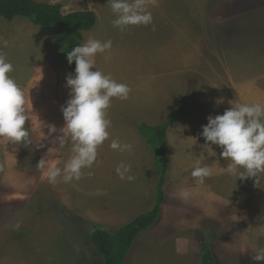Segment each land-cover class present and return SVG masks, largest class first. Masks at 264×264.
Wrapping results in <instances>:
<instances>
[{"label":"rangeland","instance_id":"obj_1","mask_svg":"<svg viewBox=\"0 0 264 264\" xmlns=\"http://www.w3.org/2000/svg\"><path fill=\"white\" fill-rule=\"evenodd\" d=\"M38 1L61 3L64 13L93 10L105 20L102 21L99 16L91 30L98 33L96 40H111L112 48L104 53H97L95 63L99 70L105 75L110 74L118 83L125 78V82L134 85L137 83L135 77L139 75L144 80L152 78L148 68L152 61L157 63V59L177 60L172 67L166 63L155 64L162 70L161 74L170 72L171 80L178 82L177 86L173 84L170 90L167 89L168 92L172 91L169 93V100L165 99V96L168 98V92L164 88L166 83L170 84V76L159 75L153 83L142 79L137 85L142 84L143 90H151L154 83H160L164 87L153 93L168 109L164 107V111L154 114L155 121L150 116L144 118L131 115L128 112V101L119 98H112L107 109L111 126L120 127L119 133L112 140L124 138L125 135L121 134L126 130L132 141L138 144V152L145 146L144 154L141 152L140 155H154L138 130L142 122L162 124L184 102L194 103L200 111L202 107H216L214 100H218L217 96H213V100L205 97L207 91L203 87L202 90L199 87L194 94L190 89L197 86V82L205 76L210 78V82L215 80L216 84H220L223 93L221 100L228 103L249 99L247 87L241 85L245 83L242 78L254 75L257 78L253 84L257 85L253 86L258 88L262 85L264 0H182L183 8H175L176 0H153V23L148 26H129L123 32L118 27L109 25L116 16L107 7L110 6L107 4L108 0ZM255 6L258 8L257 23H254V29L251 30L252 23L246 20L255 15H250L247 11ZM161 8L165 14L161 13ZM61 34L59 28L44 29L29 18L16 17L9 21L0 16V53L13 64L14 70L9 75L26 95L27 92L30 94L29 100L26 97L29 120L26 121L25 128L29 132L28 140L32 142L29 143L32 155H6L0 151V264H104L103 257L91 241L94 224H101L112 231L115 226L125 224L99 223L90 215L94 209H102L97 204L103 206V195L91 192L96 184L102 185L105 180L104 163L110 156L106 155V151L112 149L106 146L111 142L110 136L105 144L98 147L100 153L90 168L91 171L99 170L96 171L94 180L97 182L92 186L87 185L88 180L77 186L76 182L65 183L60 177L52 184L47 175L37 169L36 164L43 158L42 142L50 136L47 125L56 119L45 110L55 111L56 105L64 106L70 98V89L66 87V77L69 75L66 57L54 48V41ZM83 37V44L93 39L90 32L84 33ZM128 42L133 46L127 47ZM159 46L163 48L159 49ZM125 57L128 60H124V70L122 61ZM217 61L223 64L222 67ZM237 68L236 75L240 78L232 81L233 72ZM122 71H128L125 77H122ZM138 90L142 93L141 88ZM131 93L132 91L128 96ZM136 105L131 102L129 108ZM144 105L145 102H140L138 108ZM156 107L157 110L160 109L159 104ZM186 109L187 113L184 114L185 110L182 115H191L195 111L190 105ZM165 111L167 114L164 115ZM182 118L184 116L180 119ZM122 120L126 121V126ZM121 121L122 126H119ZM135 149L134 146L132 155H139L135 153ZM55 157L56 155H45L47 162H54ZM132 159L136 160V157L132 156ZM118 160L120 162L122 159ZM64 162L67 163L65 157L59 168H64ZM154 162L157 164V159ZM153 166L151 172L155 168ZM184 178L180 177L179 182ZM223 179L227 180V184L231 180L235 182L236 188L224 192L225 196H231L232 206H214L217 200L223 203L221 191L213 198L220 199L211 201L205 207H200V201L195 196L189 199L192 200L190 208H181L183 201L180 199L177 200L179 207L175 200L170 199L163 215L162 209L160 219L135 239L127 255V263L201 264V246L205 240L212 244L216 264H264L252 259L257 250L264 249V180L261 181L262 188H257L253 179V184L249 186L245 184L246 180H238L236 176L226 175ZM194 217L199 219V225L193 223Z\"/></svg>","mask_w":264,"mask_h":264},{"label":"clouds","instance_id":"obj_2","mask_svg":"<svg viewBox=\"0 0 264 264\" xmlns=\"http://www.w3.org/2000/svg\"><path fill=\"white\" fill-rule=\"evenodd\" d=\"M112 13L116 19L113 26L121 32L129 26L153 23V16L147 10V0H108ZM112 48V41L102 42L89 39L85 44L74 47L67 52V60L71 65L75 63V73L66 77V87L70 89V98L61 107L64 116V126L57 129L55 125H48L49 134L62 133L56 137L63 145L70 140L74 155L65 164L64 168L48 167L45 158L37 164V169L47 175L50 183L55 184L60 177L67 183L79 180L82 169L91 168L98 157V147L109 138L108 129L111 120L107 118V109L112 98L126 100L130 88L118 83L110 74L105 75L96 67L97 53H104ZM96 70L93 71L92 69ZM14 70L3 53H0V137L7 138L13 143L29 142V132L25 128L28 116V101L24 90L9 74ZM222 101H218L221 103ZM223 114L208 116V123L202 126V137L209 145H217L222 151L220 156L230 163L223 169L238 180L253 179L254 186L261 187L264 180V105L233 103ZM33 106V105H32ZM110 147L113 150L131 151V144H121L112 140ZM51 149H49V152ZM243 169V171H241ZM130 165L123 162L116 172L120 179L129 181L134 177L128 175ZM91 174V173H89ZM213 174L207 166H197L192 170V177L198 184H203L205 178ZM264 189V188H262ZM181 196L187 199L189 191L182 190ZM252 259L264 262V249L255 252Z\"/></svg>","mask_w":264,"mask_h":264},{"label":"crops","instance_id":"obj_3","mask_svg":"<svg viewBox=\"0 0 264 264\" xmlns=\"http://www.w3.org/2000/svg\"><path fill=\"white\" fill-rule=\"evenodd\" d=\"M154 1L153 0H147V10L152 11V5ZM150 4V7L148 6ZM110 7V6H107ZM177 7H182L183 8V1L182 0H176V5L175 8ZM161 13L165 14L164 11H162L161 8ZM248 14L250 15H255V16H249V19L246 21L252 23V29H254V23H257V14H258V8L255 6L254 8L251 7L247 11ZM97 18L100 16L96 14ZM100 19L102 21H105L101 16ZM116 19V17L113 18V20ZM112 20V21H113ZM107 21V20H106ZM109 22V25L112 24ZM97 23V21H96ZM96 25V24H95ZM113 25V24H112ZM115 27V26H114ZM94 28V27H93ZM92 28V29H93ZM91 33L93 35V39H96L97 37V32L94 30H89L85 31L84 33ZM132 41V40H129ZM221 42V40H219ZM117 42V41H116ZM139 44H142L141 42H137ZM126 44V43H125ZM119 46H122V43H119ZM127 47L133 46L130 42L126 44ZM159 49L163 48L162 46L158 47ZM176 49L178 48L175 47ZM172 58L170 59H157L158 64H165L167 66L172 67L174 63L177 61H171ZM124 60H128V58H124L122 61V68L124 70L126 69ZM220 61V60H219ZM217 61V64L222 67V63ZM138 62V61H136ZM150 63V62H149ZM157 63L153 62L150 63V67L148 68V71L150 73V77L146 80L145 78H142L141 75H139L137 78V83L136 84H130L129 82H125V78H122L121 83L126 84L132 93L128 96V98L125 101H128L127 107L129 109V113L133 116H142L144 118H152V121H155L154 114L159 113L160 110L164 111L163 108L167 107L165 103L160 101V99L156 98V95H154L153 92L156 90H159L161 87L160 83H154V86L150 90H143L142 84L137 87L138 83L143 79L144 81H150L153 83L154 79L160 75L164 77L170 76V72L168 73H163L161 74V69L156 66L158 65ZM177 63V62H176ZM175 63V64H176ZM156 64V65H155ZM173 64V65H172ZM220 67V68H221ZM219 68L220 74L222 73L221 69ZM152 69L155 71L153 72ZM171 70H175L170 68ZM170 70V71H171ZM238 71V68L236 69L235 72H233L234 77L231 79L232 81H235L237 78H240L236 75V72ZM128 71H122L123 76L125 77ZM252 77H244L242 79H245V83H241V85L247 87V91L249 92V99H241L239 101H235V103H240V104H248L252 105L255 103H260L264 105V75L261 76V82L262 85L257 88L256 83H254L255 78L253 77L254 75H251ZM141 77V78H140ZM134 78V79H135ZM254 78V79H253ZM172 77L168 79L170 81V84L165 85L164 89H169L171 86L173 87V84H176L177 86V81L171 80ZM210 78H207L206 76L204 79L201 81L197 82V86H192L190 89L193 90V94L195 91H198V88L202 90V87L205 88L207 91L205 97H209V99H212L213 96H217L218 100H214L216 107H202V110L200 111L199 108L197 109L194 105V103L188 104L190 107H193L195 111L192 112L191 115H182L184 118L176 120L173 125L169 128L167 131V136H166V142H167V148H168V170H167V175H166V182H165V191H166V200L163 205V213L166 211L165 209L169 205V200L171 199L172 201L175 200L177 203L176 206L179 207L180 203L177 201L178 199L183 201V205L180 207L184 208H190V204L192 202L189 201L191 196H195V198H198L200 201L199 205L200 207H205L210 205L209 203L211 201L215 202L216 199L220 198H214V195L216 193H219L220 191L223 193V196L221 200L223 203H219L220 200H217L214 206H232L230 203L231 196H225L224 192L227 190H232L236 188L235 182H232V180L227 184V180L225 181L223 178H226L227 174L226 172L223 171L224 168L227 167V163H230V161H227L226 159L222 158L220 156V152L222 149L217 146V145H209L205 144L206 141L202 137V126L206 125L208 123V116L212 115H220L223 114L224 111L228 108H230L232 105L228 103L227 101L225 102L222 101L223 99L221 98L223 96V93L221 91L220 84H216L215 80L210 82ZM216 79V76H215ZM219 80V78H218ZM160 82V78H159ZM256 82V81H255ZM234 85H237L240 87V84L234 83ZM132 88V89H131ZM142 89V93L138 89ZM175 88V86H174ZM170 90V89H169ZM167 90V92L169 91ZM150 93V95L148 94ZM169 93H172V91L168 92V98L165 96L166 100H169L170 95ZM192 94V95H193ZM154 95V96H152ZM30 94L27 95L25 93V98L27 97L29 100ZM26 98V100H27ZM220 98V99H219ZM222 99V100H221ZM213 100V99H212ZM254 100V102H253ZM218 101H222L221 103H218ZM252 101V102H251ZM132 102L133 106L132 108H129V104ZM140 102H145L144 106H141L138 108V103ZM159 104V108L157 110L156 105ZM162 105H164L162 107ZM187 105V107H188ZM62 105H56V110H45L47 114H50L51 116L55 117L56 119L49 122L48 125L54 124L57 127V129L61 128L64 126V116L61 111ZM186 107V108H187ZM187 113V109H185ZM127 111V110H126ZM124 111V112H126ZM170 111V110H168ZM205 113V114H202ZM136 114V115H134ZM164 115L167 114V111L163 113ZM123 121V120H122ZM122 121L119 126H122ZM47 125V126H48ZM123 125L126 126L127 123L126 121H123ZM117 126H111L109 128V133L111 137V142L113 136H116L119 133V128H114ZM123 128V127H122ZM128 130V129H127ZM139 130V128H138ZM137 130V132H138ZM126 133H125V132ZM140 132V131H139ZM125 135L124 138L118 137L116 140L121 142V144L127 143L132 145V150L131 151H123V152H112V151H118V150H109L106 151V155L108 156L104 163L105 166V180L100 184L95 185V189L91 193L93 194H99L103 195V200L101 201V206L100 204H97L96 206L99 208H102L101 210H96L94 209L93 211L90 212V215L92 218H95L99 223L101 222H110L113 225L116 224H121V223H127L136 216L150 211L155 203V193H156V185L158 182V173H157V167L155 155H140L141 152H145V146L141 147L140 152H138V144L134 141H132L129 133L126 130L122 131L121 135ZM62 135L59 131L57 133L50 134L49 137H47V140L42 142V155L43 158H45V155H56L55 161L51 162L48 160L47 166H53V167H59L61 166L62 160L65 159L67 162L71 159V157L74 155L72 151V142L68 140L65 142L63 145H61L58 140L56 139L57 136ZM2 141H0V151L5 152L6 155H32V146L29 145V143L32 144V142H20V143H13L9 141L7 138L0 137ZM111 142H108L106 146L108 148L110 147ZM135 143V144H134ZM105 144V143H104ZM103 145V144H102ZM134 146L136 147V154L139 155H132L134 152ZM150 146V145H149ZM151 148V147H150ZM49 149L51 151L49 152ZM152 150V149H151ZM153 152V151H152ZM100 152H98L99 155ZM154 154V153H153ZM127 156V157H125ZM129 156H131V159L129 160ZM132 156L136 157V160L132 159ZM20 157V156H19ZM123 157V158H122ZM125 160L123 161V159ZM118 159H122L120 162ZM155 159V160H154ZM13 160V158H12ZM46 160V159H45ZM129 160V161H128ZM126 165L131 166V170L128 173V175H131L134 177L133 180L129 181L127 178L125 179H120L118 176L116 169L117 167L122 163ZM197 161H199V166H207L212 169L213 174L210 177L205 178V181L203 184H198L196 182V178L192 177L191 173L194 167L197 166ZM13 162H15L13 160ZM154 163V166L153 164ZM16 164V162H15ZM66 163L64 162V165ZM154 168V170L151 172V168ZM101 170V171H104ZM96 171H99L98 169H94L91 171L90 168H84L82 169V175L79 180H72V184L76 182L77 184L83 183V181H87V185L92 186L96 182L95 176H97ZM243 171V169H241ZM95 172V173H94ZM89 173L90 176H89ZM19 174V173H15ZM29 176V175H28ZM185 177L182 182H179L180 177ZM61 182L62 180L59 179ZM252 179L246 180L245 184L248 186L251 185ZM241 182V181H240ZM254 183V182H253ZM252 183V184H253ZM28 184V183H27ZM242 185V182H241ZM78 186V185H77ZM182 190H187L191 195H189V198L185 199L181 196V191ZM227 199V201H225ZM227 202V204H226ZM225 204V205H224ZM104 209V210H103ZM202 214V213H201ZM188 222V221H187ZM194 224H200L199 219H196L194 217Z\"/></svg>","mask_w":264,"mask_h":264},{"label":"trees","instance_id":"obj_4","mask_svg":"<svg viewBox=\"0 0 264 264\" xmlns=\"http://www.w3.org/2000/svg\"><path fill=\"white\" fill-rule=\"evenodd\" d=\"M61 3H48L38 0H0V16L11 21L16 17H25L44 29L59 28L62 32L54 41V48L66 57L67 71L75 72V63L71 65L67 60V52L78 45H83V34L91 30L97 21L93 10H79L69 13L62 11ZM188 102H184L167 121L158 125L142 122L139 130L150 145L157 159L158 182L156 185L155 203L153 208L142 213L129 222L115 226L109 230L101 224L95 223L91 234V241L96 250L103 257L104 264H128L127 255L135 239L143 231L148 230L161 217L166 199L165 182L168 170V148L166 136L168 128L178 120L185 111ZM201 264H216L212 252V244L203 240L201 246Z\"/></svg>","mask_w":264,"mask_h":264}]
</instances>
